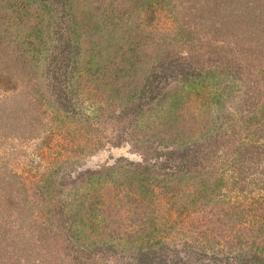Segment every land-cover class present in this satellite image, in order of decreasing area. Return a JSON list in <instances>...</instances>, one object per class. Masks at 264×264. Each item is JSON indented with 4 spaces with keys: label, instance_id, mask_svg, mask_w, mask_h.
Returning a JSON list of instances; mask_svg holds the SVG:
<instances>
[{
    "label": "trees",
    "instance_id": "16d2710c",
    "mask_svg": "<svg viewBox=\"0 0 264 264\" xmlns=\"http://www.w3.org/2000/svg\"><path fill=\"white\" fill-rule=\"evenodd\" d=\"M193 2L0 0L2 92L18 91L25 73L43 82L41 97L60 95L66 115L80 121L69 129L58 113L29 123L44 133L39 157L53 142L67 152L44 169L28 166L27 178L8 172L33 195L23 201L22 227L0 232V264H35L40 251L49 258L37 264H264V61L255 56L248 66L240 52L258 46L235 34H257L264 0ZM243 8L259 10L252 23L233 17ZM84 82L97 83L94 116L80 99ZM110 85L111 101L124 99L131 121L125 140H109L129 144L141 161L120 158L67 193L74 157L105 144L95 97ZM14 110L0 107L7 132Z\"/></svg>",
    "mask_w": 264,
    "mask_h": 264
},
{
    "label": "rangeland",
    "instance_id": "374dc122",
    "mask_svg": "<svg viewBox=\"0 0 264 264\" xmlns=\"http://www.w3.org/2000/svg\"><path fill=\"white\" fill-rule=\"evenodd\" d=\"M188 1L190 3H194L193 2L194 0L191 1L188 0ZM197 1L203 2L204 0H197ZM259 1L260 0H256V4H254V6L257 7V5H259ZM258 11L259 10L256 9L255 13L251 11L248 15H246L247 8L236 9L234 11L233 17L234 18L237 17V20L238 21L241 20L242 23H245L247 19L250 23H252V18H254V15L257 14ZM257 17L254 18L255 26L252 29V32L257 34L250 35L242 29L240 32H238L237 30V33H235L237 36L245 38L246 39L245 41H248L246 42L247 47L248 46L253 47V45L258 46L251 51L247 50L240 52V54L242 53V55L243 53H246V56H244V58H247L246 62L248 66H255L252 65L253 63L256 64L257 62L256 60H254L255 56L257 57L258 60L261 57V60L264 61V56L261 55L264 49V29H263L264 25L261 22V20L259 21L256 20ZM247 38H249L251 41L247 40ZM249 42H251L252 44H249ZM240 49H243L242 44L240 45ZM222 55H223L222 53L215 55L212 54L210 58L206 57V59L219 61L220 58L219 56ZM206 62L208 61L206 60ZM8 65L12 66V64H8ZM245 73L246 76L249 77L250 72L246 71ZM24 76L25 73L18 77L17 82L19 87H18V91H16L15 93L10 92V95L7 96L5 93L2 92L3 88H0V100L6 99V102L2 103L0 101V107H2V109L4 110L15 109L14 112L16 115V120L14 122V127L12 131L11 130H9L8 132L6 131V128L9 124H5L4 127L0 125V232L7 230L10 233L14 231V234H15V229L13 228L14 225H20L22 227V225L24 224L23 222L24 214L25 212L28 213L27 211L28 205L25 204L23 201L26 198V196L28 197L27 194L29 195L30 194L33 195V194L32 191L30 190H22L20 188L19 183L15 185L13 183L14 180L12 176L8 174V172H13L19 175L20 174L26 175L27 178L30 171L28 166H36L37 164L42 163L41 169H44L45 165H47L48 163H52L57 158L60 159L61 155L59 154V151L60 152L62 151L60 150L62 147L61 143L53 142L51 145L45 147L46 148L45 150H43L45 153L43 159L39 157L37 151L38 148L41 146V138L42 135H44V133L43 132L37 133L38 129L35 130L34 126L29 125V123L36 122L35 124L39 123L40 126V123H45L52 116L58 117V113L60 114V116H62V118L63 116L67 118L66 123L64 125L68 126L69 129H71L72 127L75 128V130L78 129L77 125L78 122H80L78 120L73 119L71 116H68L72 114L71 113L72 111L65 113L64 105H62L60 101V95L57 98V96H55L54 93H52L51 100H49L46 97H41L42 91H38L37 88L40 85L38 83H43V82L39 81L36 85H34V83L37 81L36 78L33 81L31 80V82H28L29 77L28 76L24 77ZM20 79L23 80V82L19 83ZM108 81L109 82L111 81L110 82L111 84L113 83L114 80L113 78H111L110 80L108 79ZM83 86H84L83 96H81L80 99L87 101L85 105L86 106L85 113L87 112L88 115L94 116L95 114L94 112H96L95 106L96 107L99 106V104H97V101H94V99L92 98L95 92L97 91V90L95 91L97 83H92V85L89 86L86 82H84ZM87 87L89 88L85 89ZM110 88L111 85L105 91L98 92V95L95 97V99L100 98L103 105V109H102L103 111L100 110L101 112H99L98 115L100 117L104 116V118L102 120L101 127H97V128H99L98 133L100 132L99 134H101L104 137L103 140L105 144L103 145V147H100V149L97 150L96 153L93 155H87L84 158L80 157L78 159L74 157V160L77 161L78 163H75V165L71 169H69L70 173L66 176L65 182H62V184L69 186V188L67 189V193L70 192V189L72 187L77 185V181H82L87 175L91 174L92 172L99 171L102 167L113 165L120 158H127L129 161H133V162L141 161L140 156L131 151V147L129 144L123 143V145L116 147L114 146L113 141L109 140L112 136H119V135L122 136V140H125V138L127 137L125 136L124 132L129 133V131H126V129L129 126L128 122L131 121V119L128 121L127 118L128 112L129 115H131L130 105L126 104L124 99H118L116 102H112L111 97H109V93L111 92ZM91 92L93 93L90 94ZM109 98L111 104L107 106L108 102H106V100L107 99L109 100ZM126 102H128V99H126ZM73 106L74 105H70L69 109ZM119 115L122 117L120 118V120H123L122 121L123 123L116 126L113 123V118H118ZM94 121L99 122V117L94 119ZM125 124L127 126H125ZM123 126H125V128ZM60 131L61 130H59L58 134L56 133V138L58 139H60V135H59ZM22 136H24L26 140L25 139L21 140ZM27 137L29 138V140ZM78 137L79 135L76 136L74 139L76 140ZM78 142L82 144L83 139H79ZM74 146H77V142L76 144H74ZM66 152L67 151L65 150L62 151L63 154H65ZM11 186L12 187L15 186V187L12 188ZM248 187L255 190V192H257L256 186H251V187L248 186ZM235 194H237L236 190L234 192V195ZM9 200H14L15 203L21 201V205L13 204ZM34 256L36 258L35 264L40 262L41 259L49 258L48 256H46V254L43 251H40L39 254L35 253ZM46 264H50V263L46 262ZM212 264L214 263L212 262ZM219 264H232V262L224 259L223 262Z\"/></svg>",
    "mask_w": 264,
    "mask_h": 264
}]
</instances>
